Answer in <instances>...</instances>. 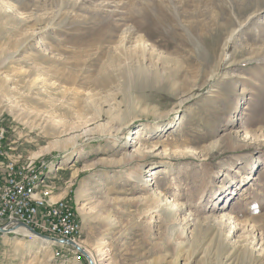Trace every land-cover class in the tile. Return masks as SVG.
I'll use <instances>...</instances> for the list:
<instances>
[{
    "label": "rangeland",
    "instance_id": "374dc122",
    "mask_svg": "<svg viewBox=\"0 0 264 264\" xmlns=\"http://www.w3.org/2000/svg\"><path fill=\"white\" fill-rule=\"evenodd\" d=\"M140 38L181 73L101 105ZM0 122L98 264H264V0H0ZM66 241L0 232V264H89Z\"/></svg>",
    "mask_w": 264,
    "mask_h": 264
},
{
    "label": "bare ground",
    "instance_id": "6f19581e",
    "mask_svg": "<svg viewBox=\"0 0 264 264\" xmlns=\"http://www.w3.org/2000/svg\"><path fill=\"white\" fill-rule=\"evenodd\" d=\"M217 7H220L219 9H222L221 7L223 6L217 5ZM202 16L203 15L200 12L195 13L194 18H193V25L196 23L195 26L199 29L204 30L206 34L204 35L202 31H195L198 37L194 35V41L200 42V43L203 42L206 44L207 47H206L205 53H207V58H205L206 60H204L203 65L207 66L208 64H210L211 61H214L216 58L215 49L218 43L220 42V39L218 37L214 39L210 38V35L212 33V31H210L211 24L210 22L208 23L204 21V19L201 18ZM156 21H162V24H161L162 28H160L161 31L163 30V28H167L169 26L168 19L167 17H165L164 14H161V18L158 20H154L153 22H156ZM217 27H220V26L217 25ZM221 35H222V31L219 33V36ZM199 38L204 41H201ZM229 39L230 38H228V40ZM149 48H150V44L148 43V41H146L143 38H140L136 48H134V50H132L129 53V55L131 56L127 55L126 56L127 58L124 61V63H119L123 59V56L119 55V56H116L110 59L107 62H104L102 65H100V69L97 71L96 77H94L95 79L93 80L94 88L95 90L97 89L95 96L100 95L101 92L106 93V96L111 95V98H108V97L103 98L100 102L101 105H104L106 102H111V101L116 100L119 94H123V99H125V97H128L132 93V91L145 92L148 89L157 87V85H159V83H162V81L166 78L164 72L162 73V70H160V65L161 67L165 66L169 70L171 76L181 73L179 70L176 72V69L178 68V63L176 64V62H172V60H169V59L162 61L159 58H157L154 61V58H152L151 56H147V51ZM147 60H149V62H147ZM169 62L175 65L174 67H171L173 68L172 70L169 69L167 65L169 64ZM111 86L117 87L115 92H109L106 89V88H110ZM103 112L104 111H102L101 113ZM100 117L101 115L99 114V118ZM0 141H2L3 143H8V146H2V149L0 152L1 163L22 164L21 168H17L18 170H15V173H9L8 178L0 177V189H7V187L11 186L10 181H17V177L24 178L25 176H30V172H33L39 169L40 166L36 167L35 165V161H37L36 159H32L31 157H26L23 160L21 154L19 153L12 154L10 147H13V145H12V142L7 141L6 131L4 130H0ZM51 149H53V146L48 145L44 147L41 151L47 152ZM0 169H1V172H8L7 165H0ZM41 172L42 171H39L38 173H35L34 175H32L27 183L28 184V191H27L28 204L32 205L33 208H40V209L42 208V212H44L45 214H52V212H56L57 209H64L70 212L71 214H73L75 217L72 220L69 238L71 240L73 239L74 241V239L78 237V235L82 231L81 230L82 222H80L78 218L79 215H76L75 211H72L73 209L71 210V208L61 199H57L56 202L55 201L51 202V200L48 198V193H47L48 190L46 189V184L43 182V180H41L42 179ZM153 173L154 171L150 172V175ZM147 180L151 181V179H147ZM83 207H84V204H83ZM78 209L81 211L82 205L79 206ZM11 216H12V219H21L20 212H11ZM5 232L6 234L18 233V234H22L23 236L30 235L36 238L34 235L30 233V231H28L27 229L23 227H16L14 228V231L5 230ZM48 236L54 238L51 235H48ZM58 240H59V243H57ZM58 240H56L55 241L56 243H54L53 245L56 246L60 244V246H62V249H63L65 240H62L60 238ZM66 242L69 243L70 241H66ZM76 246H77V249L78 247H80L86 253L88 258L94 262V264H98V261L94 259L91 253L84 250L82 246H80V244L76 243ZM60 251H56L53 254V256H56V257L60 256L61 255Z\"/></svg>",
    "mask_w": 264,
    "mask_h": 264
},
{
    "label": "built area",
    "instance_id": "2783aa9c",
    "mask_svg": "<svg viewBox=\"0 0 264 264\" xmlns=\"http://www.w3.org/2000/svg\"><path fill=\"white\" fill-rule=\"evenodd\" d=\"M0 130L6 131V126L2 122H0ZM2 146H8V143L0 141V152ZM10 150L12 154L19 153L16 152L17 147H10ZM45 164L46 162L43 165ZM0 165H7L8 172H1L0 169V177L7 178L9 173H15V170L22 166V164H4L1 163V159ZM43 165H40V168ZM40 168L30 172V176L17 177V181H10L11 186L7 189H0V226L4 227L5 230L14 231L15 224L19 222L40 233L69 241L72 220L75 217L73 214L64 209H57L52 214H45L42 212V208H33L32 205L28 204L27 183L32 175L40 171ZM11 212H20L21 219H12ZM69 243L72 246V243Z\"/></svg>",
    "mask_w": 264,
    "mask_h": 264
},
{
    "label": "water",
    "instance_id": "95a60500",
    "mask_svg": "<svg viewBox=\"0 0 264 264\" xmlns=\"http://www.w3.org/2000/svg\"><path fill=\"white\" fill-rule=\"evenodd\" d=\"M16 227H23V228L27 229L28 231H30V233L32 235H34L38 239H41V240L44 239V240H47V241H50V242L51 241H56L54 238H52V237H50V236H48V235H46L44 233H40L38 231H35L33 228H31L28 225H24L22 223L17 222L15 224L14 228H16ZM0 232L4 233L5 232V228L0 226ZM78 249L83 254L84 258L86 259V261H88L89 264H94V262L91 259L88 258L86 253L80 247H78Z\"/></svg>",
    "mask_w": 264,
    "mask_h": 264
},
{
    "label": "crops",
    "instance_id": "0c3cea01",
    "mask_svg": "<svg viewBox=\"0 0 264 264\" xmlns=\"http://www.w3.org/2000/svg\"><path fill=\"white\" fill-rule=\"evenodd\" d=\"M58 195H59V196H63V194L60 193V194H57V195L54 194L52 197H53V198H58V197H59ZM54 196H55V197H54ZM57 196H58V197H57Z\"/></svg>",
    "mask_w": 264,
    "mask_h": 264
}]
</instances>
